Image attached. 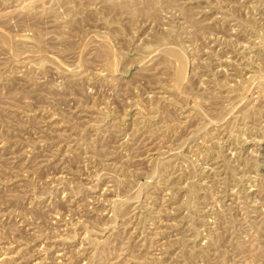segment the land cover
<instances>
[{"label":"rangeland","instance_id":"374dc122","mask_svg":"<svg viewBox=\"0 0 264 264\" xmlns=\"http://www.w3.org/2000/svg\"><path fill=\"white\" fill-rule=\"evenodd\" d=\"M0 264H264V0H0Z\"/></svg>","mask_w":264,"mask_h":264}]
</instances>
